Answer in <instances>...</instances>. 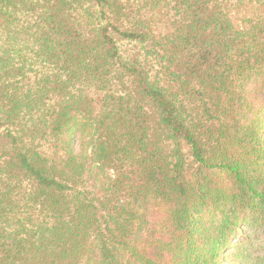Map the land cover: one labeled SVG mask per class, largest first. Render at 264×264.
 <instances>
[{
  "label": "trees",
  "instance_id": "16d2710c",
  "mask_svg": "<svg viewBox=\"0 0 264 264\" xmlns=\"http://www.w3.org/2000/svg\"><path fill=\"white\" fill-rule=\"evenodd\" d=\"M0 264H264V0H0Z\"/></svg>",
  "mask_w": 264,
  "mask_h": 264
},
{
  "label": "rangeland",
  "instance_id": "374dc122",
  "mask_svg": "<svg viewBox=\"0 0 264 264\" xmlns=\"http://www.w3.org/2000/svg\"><path fill=\"white\" fill-rule=\"evenodd\" d=\"M234 10L240 12L239 15H245L246 14L244 12V9L243 8L235 7ZM245 236L250 237V238H253V240H256L257 239V236H254L252 230H250V229H243L241 232H239V235H238L237 238H239L241 240V239H244Z\"/></svg>",
  "mask_w": 264,
  "mask_h": 264
}]
</instances>
